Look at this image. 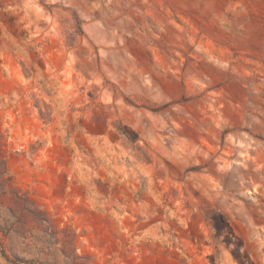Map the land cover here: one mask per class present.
<instances>
[{
    "label": "clouds",
    "instance_id": "clouds-1",
    "mask_svg": "<svg viewBox=\"0 0 264 264\" xmlns=\"http://www.w3.org/2000/svg\"><path fill=\"white\" fill-rule=\"evenodd\" d=\"M155 2L0 0V114L15 110L22 123L41 117L53 146L35 137L48 153L37 171L45 159L55 165L59 187L79 194L80 211L98 223L113 211L127 218L128 248L150 247L161 264H264V76L245 85L243 98L228 99L226 80H217L237 72L240 48L264 61V0H235L224 20L213 0H170L174 12L203 17L218 45L232 48L219 53L181 29L175 43L196 58L187 65L168 44L175 20L156 13ZM10 5L18 19L9 27ZM153 49L163 50V72ZM257 70L264 73V63ZM209 101L217 105L211 111ZM153 155L168 161L178 191L158 161L149 163ZM160 175L172 191H157ZM3 197L0 185V205ZM70 242L58 243L55 224L23 197L0 215V264H64L68 256L77 264L85 258Z\"/></svg>",
    "mask_w": 264,
    "mask_h": 264
},
{
    "label": "rangeland",
    "instance_id": "rangeland-1",
    "mask_svg": "<svg viewBox=\"0 0 264 264\" xmlns=\"http://www.w3.org/2000/svg\"><path fill=\"white\" fill-rule=\"evenodd\" d=\"M170 0H156L153 8L156 13L161 15L171 16L175 20V27L169 33L168 44L180 52L183 57V62L187 65L188 60H195L184 55V52L179 49L176 37L181 35V29L188 28L189 35L193 40L199 43L198 38H206L211 45L218 46L219 53H223L225 49L231 53L232 48L227 44H219L216 38V33L212 31L211 25H208L203 17L194 19L192 15L186 11L174 12L169 6ZM10 13L3 14L4 23L6 26H11L17 19L15 6L10 5ZM211 9L219 17V20L231 19L236 7L235 0H213L210 5ZM159 48V46H158ZM191 51V48H189ZM213 50V54H219ZM259 55L255 50L239 49V55L233 57V64L237 69L236 73H230L225 78L217 76L218 81L227 82L224 87V92L228 94L227 98L231 99V95L235 94L243 98L248 93V88L245 85L258 86L260 79L264 73L257 70L258 64L264 63L262 60H257ZM173 59H177L175 55ZM152 59L159 60L162 67L167 66L166 57L163 50H152ZM255 61V62H254ZM16 66L13 65L12 69ZM10 69V70H12ZM22 70V68H21ZM183 70V69H181ZM237 73L240 75L237 76ZM250 74V75H245ZM7 75V73H5ZM209 94L220 92V88H210ZM237 100H232V103H237ZM221 104L226 108L228 105L222 99ZM217 105L213 101H209L208 109L211 111ZM223 111V108H221ZM44 121L37 114L30 121L20 122L15 114V110L0 114V185L4 190V203L0 205V215L6 213L8 204L12 203L17 197H23L24 201L30 203L33 207L47 214L49 219L55 224L57 231L58 243L70 239L68 248L72 250L75 256L85 258L78 260L77 264H145L146 256H152L154 264H161V258L156 256L150 247L143 249L137 247L135 249L128 248V233L132 231L129 227L127 218L121 219V214L113 211L112 220L100 218L98 223L94 216L88 212L80 211L82 197L79 194L72 195L69 186L65 185L63 189L59 187V176H54L46 159L42 163V171H37L36 161L42 158H47L48 153L44 151L43 143L36 140L37 134H43L49 137L48 145L52 147L51 133H46L40 125ZM37 131H33V128ZM29 155L34 156V159H28ZM158 161L164 170L168 173V180L179 190L180 182L172 179V170L168 161L160 160L159 157L153 155L149 163ZM61 169L56 167V172ZM157 183L163 185V188L157 189L160 191L170 192L173 189L165 183V177L160 175L157 177ZM23 202V201H22ZM162 214V209L159 210ZM115 221V223H113ZM133 225L139 231H146L147 228H141L139 225ZM121 228L123 232H121ZM161 251H165L161 249ZM60 255H63L62 253ZM7 259V257H5ZM172 257H166L165 260H171ZM64 264H72L71 256L65 257Z\"/></svg>",
    "mask_w": 264,
    "mask_h": 264
}]
</instances>
